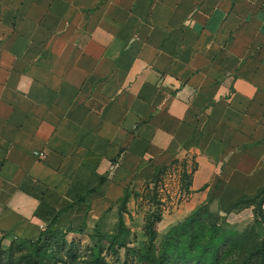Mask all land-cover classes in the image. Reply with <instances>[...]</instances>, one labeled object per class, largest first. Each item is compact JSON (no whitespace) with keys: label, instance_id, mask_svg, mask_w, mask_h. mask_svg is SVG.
I'll return each instance as SVG.
<instances>
[{"label":"crops","instance_id":"0c3cea01","mask_svg":"<svg viewBox=\"0 0 264 264\" xmlns=\"http://www.w3.org/2000/svg\"><path fill=\"white\" fill-rule=\"evenodd\" d=\"M172 163L173 222L264 184V0H0V230L95 225Z\"/></svg>","mask_w":264,"mask_h":264},{"label":"rangeland","instance_id":"374dc122","mask_svg":"<svg viewBox=\"0 0 264 264\" xmlns=\"http://www.w3.org/2000/svg\"><path fill=\"white\" fill-rule=\"evenodd\" d=\"M188 180L189 172L178 164L161 167L141 187L128 186L131 196L121 215L117 203L95 225L83 227V233L74 228L66 236H46L41 243V260L44 264H89L100 257L108 264H152V255L159 251L170 230L183 223L178 229L183 237L188 231L203 240L212 229L226 239L230 254L225 257L226 248H221L223 264L249 263L253 252L264 249V218L254 207L230 211L226 204L212 200L194 214V222H188L190 215L173 222L172 209L183 201ZM35 253L33 242L0 230V264H34ZM260 257L253 260L264 264V256Z\"/></svg>","mask_w":264,"mask_h":264},{"label":"trees","instance_id":"16d2710c","mask_svg":"<svg viewBox=\"0 0 264 264\" xmlns=\"http://www.w3.org/2000/svg\"><path fill=\"white\" fill-rule=\"evenodd\" d=\"M176 162H177L176 160L173 161V163H176ZM163 167H166V166H163ZM182 168L184 172H187L186 165H183ZM159 169L156 171L154 175H156L157 172H159ZM184 175L186 176V174ZM189 179H190V176H189ZM188 187H189V180L187 182V188ZM130 196H131V192L129 191L127 187L126 193L119 200L120 215L122 214V212L125 211L127 203L130 199ZM83 199L84 198L81 196L77 198L75 203L81 202L83 201ZM211 201L212 200H209V202L201 205L194 212H192L190 214L188 222H194L195 220L194 214L198 212L199 210H202L204 207H206ZM263 203H264V184L261 187H259L255 193L244 194L237 200L232 201L230 203H226V205L228 206V209L230 211L252 206L254 207L256 214L264 218ZM67 209L68 207L59 210L51 218V220L45 226V228L40 230L37 238L31 240V239H25V238L18 237L23 241H29V242L34 243L35 249H36L34 264H44V262L40 258V252H41V243L43 242V239H45L46 236H52L56 233L66 236V234H68L69 232L74 231V228L72 227H68L66 229H60L57 226L59 216L63 212H65ZM183 225L184 224L182 223L181 225H177L170 230L167 238L164 240L159 251L152 255V264H179L180 261L184 262L185 264H189V262H193L196 264H201V263L223 264V259L220 258L221 248L222 247L226 248V251L224 252L225 257L230 254V250L228 249L226 245L225 238H221L220 235L212 229L207 230L208 236L207 238H204L203 240H198L197 238H195V236L197 235L196 233L194 232L188 233V231L185 234L186 237L185 235L183 237L182 235L178 234L179 232L178 229L182 228L180 226H183ZM197 226L199 227L200 224L197 223ZM76 230L81 233L84 232V228L82 227ZM123 242H124V239H123ZM259 255L262 257L264 256V249L253 252L251 259L249 260V263L247 264H250V263L257 264L256 260H253V259L258 260V258L260 257ZM89 264H108V263L103 258L97 257L94 260H92Z\"/></svg>","mask_w":264,"mask_h":264},{"label":"built area","instance_id":"2783aa9c","mask_svg":"<svg viewBox=\"0 0 264 264\" xmlns=\"http://www.w3.org/2000/svg\"><path fill=\"white\" fill-rule=\"evenodd\" d=\"M35 154L41 156V157H44L45 156V153L42 152V151H36Z\"/></svg>","mask_w":264,"mask_h":264}]
</instances>
